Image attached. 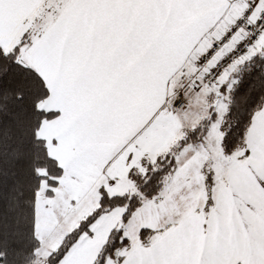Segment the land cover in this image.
Wrapping results in <instances>:
<instances>
[{"label":"snow or ice","instance_id":"1","mask_svg":"<svg viewBox=\"0 0 264 264\" xmlns=\"http://www.w3.org/2000/svg\"><path fill=\"white\" fill-rule=\"evenodd\" d=\"M0 264H264V0H0Z\"/></svg>","mask_w":264,"mask_h":264}]
</instances>
